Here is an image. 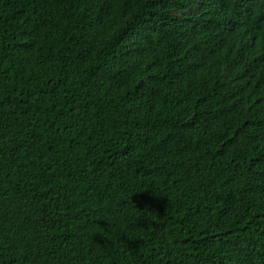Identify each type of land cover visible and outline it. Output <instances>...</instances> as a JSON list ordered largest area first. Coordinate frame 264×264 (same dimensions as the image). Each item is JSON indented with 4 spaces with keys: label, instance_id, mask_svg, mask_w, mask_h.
Segmentation results:
<instances>
[{
    "label": "trees",
    "instance_id": "obj_1",
    "mask_svg": "<svg viewBox=\"0 0 264 264\" xmlns=\"http://www.w3.org/2000/svg\"><path fill=\"white\" fill-rule=\"evenodd\" d=\"M0 264H264V0H0Z\"/></svg>",
    "mask_w": 264,
    "mask_h": 264
}]
</instances>
